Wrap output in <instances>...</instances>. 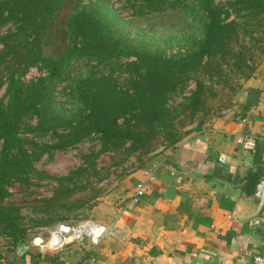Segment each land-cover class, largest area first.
Here are the masks:
<instances>
[{
	"label": "trees",
	"instance_id": "trees-1",
	"mask_svg": "<svg viewBox=\"0 0 264 264\" xmlns=\"http://www.w3.org/2000/svg\"><path fill=\"white\" fill-rule=\"evenodd\" d=\"M66 1L0 0V87L6 85V103L0 101V231L14 247L22 244L25 229L17 223L15 209L5 201L13 184H25L30 176L46 178L36 171L34 163L44 155L51 158L56 151L94 138L100 149L83 162L91 170L100 154L116 153L126 144L132 150L147 152L160 135L166 141L160 153L175 149L190 132L179 135L173 130L174 111L168 107V100L183 88L186 76L205 61V74L209 73L211 61L218 55L224 57L227 45L239 43L241 33L254 46L264 40V0H192L188 5L184 0H116L123 1L136 18L185 11L199 32L190 35L183 53L169 56L123 35L125 22L108 0H89L83 6L76 0L61 31L63 48L45 56L43 44L52 35V17ZM224 8L232 10V20L228 21L230 14ZM8 24L15 30L2 32ZM258 29L262 31L255 38ZM232 56L243 66L252 60L242 47ZM92 62L114 69L105 75L92 72L84 78L76 77L75 70L69 71L74 63ZM36 66L46 75L24 84V74ZM243 68L245 81L257 69L240 66V74ZM115 71L126 75L124 86L112 77ZM64 80H69L68 105L58 103L54 94ZM202 93L203 85L198 83L182 106L195 114ZM84 171L80 167L63 180L72 183V177Z\"/></svg>",
	"mask_w": 264,
	"mask_h": 264
},
{
	"label": "crops",
	"instance_id": "crops-1",
	"mask_svg": "<svg viewBox=\"0 0 264 264\" xmlns=\"http://www.w3.org/2000/svg\"><path fill=\"white\" fill-rule=\"evenodd\" d=\"M241 134L257 138L252 151L236 146ZM263 179L264 63L232 109L157 153L117 182L114 198L92 207L86 221L108 227L98 244L29 245L2 264H252L264 253V200L255 198ZM138 185L144 194L126 206Z\"/></svg>",
	"mask_w": 264,
	"mask_h": 264
},
{
	"label": "rangeland",
	"instance_id": "rangeland-1",
	"mask_svg": "<svg viewBox=\"0 0 264 264\" xmlns=\"http://www.w3.org/2000/svg\"><path fill=\"white\" fill-rule=\"evenodd\" d=\"M184 1V4L188 5L192 0ZM88 2L89 0H80L81 5ZM76 4V0L63 2L57 14L52 17L54 28L50 30L51 32L48 31L52 35L43 44L45 56L52 55L53 52L63 48L64 41L61 31ZM108 4L122 16L125 22L121 29L123 35L130 36L150 50L164 51L167 56L183 53L190 35L199 32L196 23L186 17L184 10L136 18L132 16L130 8L123 1L108 0ZM224 10L230 14L228 21L232 20L234 18L232 10L227 8ZM8 30H15V26L8 24L2 32L6 33ZM261 31L262 29H258L253 37H258ZM240 47L242 51L248 50L252 55V60H246L244 66L239 63L237 57L232 56L239 52ZM224 55V57L218 55L211 61V66L208 67L209 73L205 74L203 67L205 61L196 72L187 75L183 88L169 98L168 107L174 111L172 113L173 130L179 135H184L186 131H198L214 117L229 111L238 103L246 72L243 68L244 72L240 74L238 68L245 67V65L258 68L264 63V40L254 46L251 40L241 33L239 43L230 42ZM74 64L69 71L75 70V76L81 78L92 72L105 75L114 69L108 65H96L95 62L89 65ZM45 75L39 66L32 67L24 74L22 81L28 84ZM111 75L119 86L125 85L127 79L125 74L119 75L115 71ZM198 83L203 85V93L197 112L192 114L182 105L185 103L184 100L195 92ZM68 85L69 80H64L54 90L56 101L60 104H70L66 96ZM5 88V84L0 87V101H4V104L6 103ZM34 123L35 120L31 121L32 125ZM23 136L31 137L25 134ZM150 145L152 147L147 152L132 150L126 144L116 153L100 154L94 159V170L89 169V164H83V162L86 156L98 153L100 146L95 138L83 141L73 148L56 151L51 158L44 155L34 163V168L46 178L40 180L30 176L27 183H15L9 188L10 197L5 203L15 209V217H18L17 223L25 229V237L22 244L14 247L12 240L0 231V264L8 262L25 247H29L33 239L39 235L47 239L49 231L54 230L60 224L74 227L85 222L92 207L100 203V200L115 197L113 191L117 182L124 180L136 169L145 167L146 163L166 146L164 136H158ZM80 167L85 168V171L79 176L72 177V183L64 182V178Z\"/></svg>",
	"mask_w": 264,
	"mask_h": 264
},
{
	"label": "built area",
	"instance_id": "built-area-1",
	"mask_svg": "<svg viewBox=\"0 0 264 264\" xmlns=\"http://www.w3.org/2000/svg\"><path fill=\"white\" fill-rule=\"evenodd\" d=\"M239 120V118H237ZM257 143V138L251 135H246V134H241V135H236L235 136V144L238 146L240 149L244 151H252ZM218 162L219 163H224L225 162V157L224 155H220L218 157ZM144 194V188L141 185H138L135 188V191L129 198L126 206H135L138 204L140 197ZM58 227V226H57ZM56 229L53 232H56ZM106 226H101L98 225L97 223H94L92 221H85L77 226H68V229L64 233H60L57 231L58 236L62 239L61 243H53L52 246H48V243H50L54 235L52 232H49V237L44 239L41 235H39L37 238L33 239V241L30 243L31 247L38 248L40 250H57L58 248L62 247L64 244L72 243L75 241H81L83 239H87V241L92 244L96 245L98 242L102 239L104 234L107 231ZM72 235V239L69 241H65L64 239L66 237H70ZM36 244L37 246H34ZM44 247V248H42ZM252 264H264V253L260 254H255L252 257Z\"/></svg>",
	"mask_w": 264,
	"mask_h": 264
},
{
	"label": "water",
	"instance_id": "water-1",
	"mask_svg": "<svg viewBox=\"0 0 264 264\" xmlns=\"http://www.w3.org/2000/svg\"><path fill=\"white\" fill-rule=\"evenodd\" d=\"M255 193H256L255 198L259 202V205H261V203L264 200V179L260 180L258 185H256ZM67 229H68V225H66V224H60L57 227V231L60 232V233L66 232Z\"/></svg>",
	"mask_w": 264,
	"mask_h": 264
},
{
	"label": "bare ground",
	"instance_id": "bare-ground-1",
	"mask_svg": "<svg viewBox=\"0 0 264 264\" xmlns=\"http://www.w3.org/2000/svg\"><path fill=\"white\" fill-rule=\"evenodd\" d=\"M55 229H56V228H55ZM55 229H54V230H55ZM54 230L49 231V232H52L53 235H54L53 240H52L50 243H48L49 246H52L53 243L58 244V243H61V242H62V239H61V238L58 236V234H57V230H56V232H53ZM69 239H72V235H71L70 237H66L64 240H65V241H68Z\"/></svg>",
	"mask_w": 264,
	"mask_h": 264
}]
</instances>
